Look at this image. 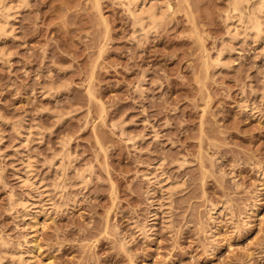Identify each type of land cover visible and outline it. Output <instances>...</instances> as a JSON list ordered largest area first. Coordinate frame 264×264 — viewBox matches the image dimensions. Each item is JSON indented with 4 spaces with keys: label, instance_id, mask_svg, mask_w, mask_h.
Masks as SVG:
<instances>
[{
    "label": "rangeland",
    "instance_id": "obj_1",
    "mask_svg": "<svg viewBox=\"0 0 264 264\" xmlns=\"http://www.w3.org/2000/svg\"><path fill=\"white\" fill-rule=\"evenodd\" d=\"M7 1L0 264H264L259 0Z\"/></svg>",
    "mask_w": 264,
    "mask_h": 264
},
{
    "label": "bare ground",
    "instance_id": "obj_2",
    "mask_svg": "<svg viewBox=\"0 0 264 264\" xmlns=\"http://www.w3.org/2000/svg\"><path fill=\"white\" fill-rule=\"evenodd\" d=\"M26 1V0H25ZM147 1L148 0H142V3H143V5L141 6L140 5V7H138V3L140 2L139 0H134L133 2L135 3V8H131V9H129L130 11H131V14H132V16H133V20H134V23H135V25H137V26H139V29H141V30H144L145 28L147 29V27L148 26H150L151 24H154L158 19H159V17L160 18H162L163 17V15H164V13H165V11L167 10L166 8L168 7V8H170V4L169 3H166L167 5V7L166 8H164V7H161V5H158V6H155L154 4H149L148 5V3H147ZM242 1V0H241ZM241 1H239V0H235V2H234V6H233V8H234V10H233V12L235 13L236 12V14L238 13L237 12V10L239 9V7H240V9L242 10V8H241V6L243 5V4H241L240 2ZM249 1V0H248ZM247 1V2H248ZM130 2H132V0H130ZM130 2H128V3H130ZM232 2V1H231ZM244 2V1H243ZM22 3V2H21ZM141 2H140V4H142ZM245 3H246V0H245ZM9 3H8V1L7 0H0V12H1V15H2V17L4 16L5 17V19H7L8 17H9V10H10V8H11V6H9L8 5ZM164 4V3H163ZM162 4V5H163ZM241 4V5H240ZM256 4V3H255ZM8 5V6H7ZM10 7V8H9ZM244 7V6H243ZM247 8H246V10L247 9H249V7L248 6H246ZM251 7V6H250ZM245 8V7H244ZM252 8V9H251ZM249 10H250V12L248 11V13H249V15H248V18L247 19H245L246 20V23L249 25H247V27H249L250 28V30L252 31V34H255V37H256V35H261L262 33L264 34V0H259L258 1V4H256L254 7H253V5H252V7H251ZM164 9H166L165 11H164V13H163V10ZM236 10V11H235ZM243 11V10H242ZM247 11H245V13H246ZM240 13H242V12H240ZM244 13V12H243ZM242 15H244V14H242ZM230 17L228 14L226 15V20L228 21H226V23L230 26H233L232 24H234L235 25V23H236V21H241L240 19H241V17H239V16H241L240 14H239V19H237L236 21H235V23L232 21V19H230V18H228V17ZM243 17V16H242ZM1 18V17H0ZM244 18V17H243ZM3 21H4V18H3ZM2 21V22H3ZM242 21H243V19H242ZM1 22V23H2ZM7 22V21H6ZM4 23V22H3ZM245 23V24H246ZM237 26V25H236ZM238 27V26H237ZM249 30V31H250ZM251 31H250V33H251ZM260 37V36H259ZM221 59V58H220ZM218 60H219V58H218ZM28 164V163H27ZM30 164V163H29ZM29 164H28V168L27 169H29L30 170V168H29ZM26 169V170H27ZM30 172L29 171H26V173H25V179L26 180H30L31 178H30ZM16 201H15V199L13 198V199H11V204L13 205L14 203H15ZM212 210V215L215 213L214 211L216 210V208H215V210H214V207H213V209H209V214H210V211ZM214 210V211H213ZM217 211V210H216ZM212 215H210V216H212ZM149 226V224L148 223H146L145 222V224L142 226V228H138L137 230H141V229H143V230H147V227ZM137 227V226H136ZM135 227V228H136Z\"/></svg>",
    "mask_w": 264,
    "mask_h": 264
}]
</instances>
